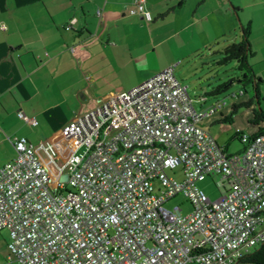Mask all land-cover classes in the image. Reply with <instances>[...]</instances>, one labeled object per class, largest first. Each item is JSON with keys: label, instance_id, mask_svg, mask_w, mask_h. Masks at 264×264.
Returning a JSON list of instances; mask_svg holds the SVG:
<instances>
[{"label": "built area", "instance_id": "built-area-1", "mask_svg": "<svg viewBox=\"0 0 264 264\" xmlns=\"http://www.w3.org/2000/svg\"><path fill=\"white\" fill-rule=\"evenodd\" d=\"M145 1L128 10L150 20ZM176 65L75 111L61 131L76 149L53 188L34 144L12 137L16 153L0 167V264H236L264 238V133L238 130L243 148L229 153L204 125L224 101L203 105L204 92L197 108ZM179 166L182 179L169 174ZM208 176L216 198L199 185ZM180 193L187 213L165 205Z\"/></svg>", "mask_w": 264, "mask_h": 264}, {"label": "crops", "instance_id": "crops-1", "mask_svg": "<svg viewBox=\"0 0 264 264\" xmlns=\"http://www.w3.org/2000/svg\"><path fill=\"white\" fill-rule=\"evenodd\" d=\"M178 2L146 0L148 20L129 12L130 0H0V167L16 153L12 137L24 135L56 183L76 149L61 131L75 111L168 65L177 63V73L183 56L211 57L240 38V21L251 23L252 48L264 59V0ZM202 28V42L190 47L183 33ZM213 114L204 120L209 131L206 120ZM30 125L40 128L28 132Z\"/></svg>", "mask_w": 264, "mask_h": 264}, {"label": "rangeland", "instance_id": "rangeland-1", "mask_svg": "<svg viewBox=\"0 0 264 264\" xmlns=\"http://www.w3.org/2000/svg\"><path fill=\"white\" fill-rule=\"evenodd\" d=\"M241 14L242 13L239 10L240 19L242 18ZM235 17H237V15L234 14V18ZM236 20L239 21L238 18H236ZM138 22L146 24V21L143 19H139ZM203 28L205 27L203 26ZM203 28L199 31V33H195L192 29L186 30L183 33V39H186L187 41L190 40L192 42L190 47H194L196 43L202 42L201 34L204 35L206 32V29L203 30ZM259 32L260 30H258V33ZM233 33L239 34V30L237 29ZM239 39L241 38H237L236 40ZM214 50L215 49H213V52H215ZM219 55L220 54L217 52L214 55H211V57L203 59L197 55V52H194L191 56H183L181 57L182 62L177 68V74L182 78L183 82L188 85V91L193 97H195L194 104L197 108L201 107L202 104V102L198 99V96L203 94L204 90L209 93L207 94L208 99L203 103V105H209L217 99L224 101L223 106L215 114H213V116L206 120V124L210 128V131L215 139H217L220 144H227L229 153H236L241 151L244 145L236 135V131L241 130L248 134L253 133L259 126L264 127V120H262L259 124L251 121L253 109L259 108V104L255 97V89L252 83L244 85L243 82L237 79V76H240L241 72L237 69L235 61L225 65L217 64L216 61L219 58ZM251 61L259 78L264 77V59L261 55L255 54L251 58ZM233 78L235 79L233 80ZM223 80L226 82H231L232 80V83L226 90L218 93H212L211 91H213L214 87ZM241 90H243L242 93H240ZM259 92L261 96L260 106L264 111V81H261L259 84ZM250 99H252V103L250 105L241 106L236 112L231 113L234 100H237V103H240L244 101L247 102ZM221 113L224 115L221 116L222 118L231 114L232 121H221ZM30 126L26 127L28 132L35 127L36 129L40 128L36 125ZM169 174L173 175L177 179H182L184 176L180 166L177 167L175 171L169 170ZM199 185L212 198L218 197L221 193L214 179L210 176L200 181ZM49 186L51 188L54 187L52 176ZM67 189H71L69 184H67ZM175 204H180L184 213L191 211L193 208L191 202L183 193L174 196L165 203L167 207H172ZM8 234L7 230H0V262L5 261L9 253ZM12 263L21 264L17 260H13Z\"/></svg>", "mask_w": 264, "mask_h": 264}, {"label": "trees", "instance_id": "trees-1", "mask_svg": "<svg viewBox=\"0 0 264 264\" xmlns=\"http://www.w3.org/2000/svg\"><path fill=\"white\" fill-rule=\"evenodd\" d=\"M185 0H179L178 5L184 3ZM171 9V8H170ZM169 9V10H170ZM234 10L236 11L237 18L239 19L238 11L239 8L234 6ZM240 33L241 39L233 40L226 44L222 49L218 51L219 58L216 63L220 65H225L230 62L235 61L237 65V69L240 70L241 75L237 76V79L243 82L244 85L247 83H252L255 89V97L259 104V108L253 109V116L251 117V121L254 123H260L264 120V111L260 106V92H259V84L261 83L259 76L256 74L254 69V65L251 61V58L255 55V51L252 48L250 42V33H251V23H242L240 21ZM235 78H233L234 80ZM232 81V80H231ZM230 82L222 81L218 83L212 93H218L226 90L230 86ZM252 103V99L247 102L234 103L232 107V112H236L241 106H248ZM224 121H231L229 117H225ZM264 128L259 126V130L255 133H262ZM238 136V132L236 133ZM239 138V136H238ZM240 139V138H239ZM236 264H264V238L251 250L244 253L236 262Z\"/></svg>", "mask_w": 264, "mask_h": 264}, {"label": "water", "instance_id": "water-1", "mask_svg": "<svg viewBox=\"0 0 264 264\" xmlns=\"http://www.w3.org/2000/svg\"><path fill=\"white\" fill-rule=\"evenodd\" d=\"M230 83H232V81ZM67 176H68V174L67 173H64V174L61 175L60 179L66 180L67 179Z\"/></svg>", "mask_w": 264, "mask_h": 264}]
</instances>
